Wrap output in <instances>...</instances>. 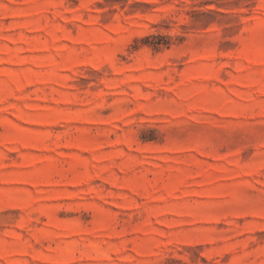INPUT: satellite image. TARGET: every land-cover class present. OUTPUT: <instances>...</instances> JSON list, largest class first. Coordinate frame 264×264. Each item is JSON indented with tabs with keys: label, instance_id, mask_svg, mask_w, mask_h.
<instances>
[{
	"label": "rangeland",
	"instance_id": "374dc122",
	"mask_svg": "<svg viewBox=\"0 0 264 264\" xmlns=\"http://www.w3.org/2000/svg\"><path fill=\"white\" fill-rule=\"evenodd\" d=\"M0 264H264V0H0Z\"/></svg>",
	"mask_w": 264,
	"mask_h": 264
}]
</instances>
